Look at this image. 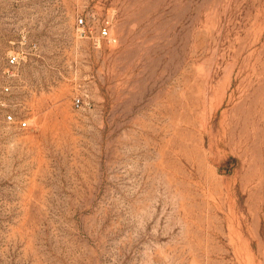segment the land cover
I'll use <instances>...</instances> for the list:
<instances>
[{
  "label": "rangeland",
  "instance_id": "1",
  "mask_svg": "<svg viewBox=\"0 0 264 264\" xmlns=\"http://www.w3.org/2000/svg\"><path fill=\"white\" fill-rule=\"evenodd\" d=\"M0 264H264V0H0Z\"/></svg>",
  "mask_w": 264,
  "mask_h": 264
},
{
  "label": "built area",
  "instance_id": "2",
  "mask_svg": "<svg viewBox=\"0 0 264 264\" xmlns=\"http://www.w3.org/2000/svg\"><path fill=\"white\" fill-rule=\"evenodd\" d=\"M77 35L80 38H85L88 37V31H92V29H86L87 27V23L85 22V18L81 17L80 19H78L77 21ZM99 39H103L105 40L107 43L109 44H113L117 41V39L115 38V36L113 35L111 29L107 26V25H102L99 29ZM20 63V57L18 54H12L9 55L8 59H7V74L8 76H15V71L14 68H16L18 66V64ZM9 87L5 88V91L8 92L9 91ZM83 104V100L81 98H76L74 105L76 107H81V105ZM15 117L13 115H8L7 116V120L9 122L15 121ZM19 127L21 129H29L30 125L28 123L27 120H23L21 119L19 121Z\"/></svg>",
  "mask_w": 264,
  "mask_h": 264
}]
</instances>
